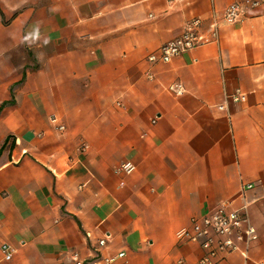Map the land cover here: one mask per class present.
I'll return each instance as SVG.
<instances>
[{"label": "crops", "instance_id": "obj_1", "mask_svg": "<svg viewBox=\"0 0 264 264\" xmlns=\"http://www.w3.org/2000/svg\"><path fill=\"white\" fill-rule=\"evenodd\" d=\"M232 1L0 0V264H195L177 231L223 202L259 235L223 264H264V3L149 59Z\"/></svg>", "mask_w": 264, "mask_h": 264}, {"label": "built area", "instance_id": "obj_2", "mask_svg": "<svg viewBox=\"0 0 264 264\" xmlns=\"http://www.w3.org/2000/svg\"><path fill=\"white\" fill-rule=\"evenodd\" d=\"M175 2L176 0H168ZM264 0H235L229 3L224 10L214 15L210 22L209 30L201 29L203 18L195 17L185 23L182 34L162 44L158 51L151 53L149 59H170L194 47L216 41L219 28L222 23H235L243 21L251 8L260 6ZM153 77V73H149ZM170 90L181 94L186 89L182 82L171 84ZM229 99L234 101L245 100V93H233ZM225 108V104L220 105ZM56 119V118H55ZM54 119V120H55ZM59 128L64 129L65 125L60 124ZM127 172L135 168V164L127 162L123 164ZM249 186H252L249 184ZM110 234L100 239L99 244L104 245ZM177 237L181 241L199 242L204 248V254L195 264H223L224 259L233 252H241L246 255L247 248L259 237L256 227L247 218L244 208H228L223 202L213 212L202 217H192L191 223L177 231ZM2 250L6 259H11L15 246L10 242L2 244ZM122 255L125 252H121ZM114 257H107L97 250L91 257L82 258L77 252L73 254V264H111Z\"/></svg>", "mask_w": 264, "mask_h": 264}]
</instances>
